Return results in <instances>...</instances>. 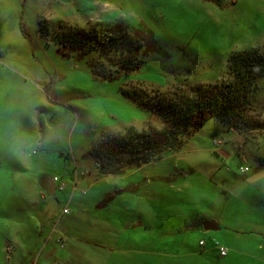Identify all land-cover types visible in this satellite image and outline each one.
Segmentation results:
<instances>
[{
  "label": "rangeland",
  "instance_id": "1",
  "mask_svg": "<svg viewBox=\"0 0 264 264\" xmlns=\"http://www.w3.org/2000/svg\"><path fill=\"white\" fill-rule=\"evenodd\" d=\"M115 24L144 38L145 63L113 80L52 41L55 29ZM245 49L264 51V0H0V248L14 247L0 264H49L72 246L69 264H264V77L247 109L256 129L210 118L121 175L88 156L107 135L170 128L122 89L190 92L227 78Z\"/></svg>",
  "mask_w": 264,
  "mask_h": 264
},
{
  "label": "trees",
  "instance_id": "2",
  "mask_svg": "<svg viewBox=\"0 0 264 264\" xmlns=\"http://www.w3.org/2000/svg\"><path fill=\"white\" fill-rule=\"evenodd\" d=\"M48 34L43 36L47 39ZM52 41L64 55L85 57L92 74L103 80L128 75L145 63L139 54L144 38L121 24L55 29ZM93 53H99L101 58H93ZM227 65V78L215 83H197L189 89L191 93L184 87L148 91L140 85L138 91L122 89L125 97L161 117L170 128L139 132L130 128L122 136L107 135L88 151V156L104 160L103 174L121 175L127 168L158 159L165 150L175 152L182 144L179 135L197 131L210 118L238 132L256 129L259 124L248 120L247 109L257 80L264 77V51L232 52ZM261 162L264 163V157ZM213 243L217 251L218 245L226 247L216 240ZM198 244L204 246L207 242L200 238Z\"/></svg>",
  "mask_w": 264,
  "mask_h": 264
},
{
  "label": "crops",
  "instance_id": "3",
  "mask_svg": "<svg viewBox=\"0 0 264 264\" xmlns=\"http://www.w3.org/2000/svg\"><path fill=\"white\" fill-rule=\"evenodd\" d=\"M20 155H21V157L26 161V156L23 154V153H20ZM65 184V183H64ZM0 196H1V194H0ZM66 206V205H65ZM64 206V207H65ZM63 207V208H64ZM62 208V209H63ZM199 211V210H198ZM197 210H195V209H192L191 210V213H193V215L194 214H196V218L194 219V222H197V219H198V217L199 216H201V217H204L205 215H203V214H200L199 215V212H198ZM62 213V212H61ZM200 226H201V224L202 223H199V222H197ZM62 245V242L61 243H59V245ZM6 245H10V243H9V241L8 240H6L3 244H2V247L0 248V253H2V255H3V258H4V260H6V261H9L10 259H11V257H12V255H13V251H14V247H11V245H10V247H11V252H7L6 251ZM199 245V244H198ZM199 246H201V247H203V250L202 251H204V250H206V245H199ZM68 248H70V245H68ZM54 250H52V252H51V250H50V252H49V254L48 255H50L51 256V261H50V263L49 264H69L68 263V261H69V259H71V257H73L72 255H71V252H72V249H73V246H72V248H71V250H69V251H67V252H64L63 250H58V251H56L55 250V248H53ZM215 251H216V255L219 257V258H222V257H225V256H227L228 255V252H227V254L225 255V256H220L219 254H218V251H217V249L216 248H213ZM56 251V254L54 255V252ZM61 252V253H60ZM9 253V254H8ZM18 256V255H17ZM16 259V261H17V257L15 258ZM19 260H22V258H20ZM21 261H19V263H20ZM18 263V264H19ZM74 264H76V263H74Z\"/></svg>",
  "mask_w": 264,
  "mask_h": 264
},
{
  "label": "built area",
  "instance_id": "4",
  "mask_svg": "<svg viewBox=\"0 0 264 264\" xmlns=\"http://www.w3.org/2000/svg\"><path fill=\"white\" fill-rule=\"evenodd\" d=\"M245 167V166H244ZM244 167H241L240 168V170L242 171V172H244V171H246V170H248V167H247V169H244ZM54 179H56L55 177H54ZM61 189L64 187V184L62 183V184H60V186H59ZM67 212V209H66V207H64L63 209H62V214H65ZM203 241H201V243H202ZM218 254L220 255V256H225L226 254H227V248L226 247H224V246H222V245H218Z\"/></svg>",
  "mask_w": 264,
  "mask_h": 264
},
{
  "label": "water",
  "instance_id": "5",
  "mask_svg": "<svg viewBox=\"0 0 264 264\" xmlns=\"http://www.w3.org/2000/svg\"><path fill=\"white\" fill-rule=\"evenodd\" d=\"M202 227L205 230H216L218 229V223L214 219H208L202 222Z\"/></svg>",
  "mask_w": 264,
  "mask_h": 264
}]
</instances>
